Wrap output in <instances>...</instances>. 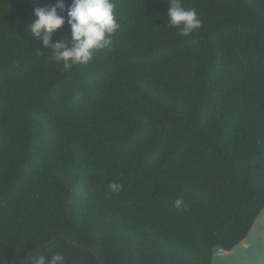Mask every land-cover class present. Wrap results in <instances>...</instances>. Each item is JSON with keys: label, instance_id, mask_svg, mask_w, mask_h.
Listing matches in <instances>:
<instances>
[{"label": "trees", "instance_id": "16d2710c", "mask_svg": "<svg viewBox=\"0 0 264 264\" xmlns=\"http://www.w3.org/2000/svg\"><path fill=\"white\" fill-rule=\"evenodd\" d=\"M36 2L0 0V264H210L244 239L264 207V0H182L203 21L187 38L168 0H114L112 50L68 71L25 31Z\"/></svg>", "mask_w": 264, "mask_h": 264}, {"label": "clouds", "instance_id": "9594fccd", "mask_svg": "<svg viewBox=\"0 0 264 264\" xmlns=\"http://www.w3.org/2000/svg\"><path fill=\"white\" fill-rule=\"evenodd\" d=\"M168 2V24L177 29L180 36L190 37L203 26V21L194 8L186 9L182 0ZM33 6L34 14L25 31L41 42L45 50L51 49V55L47 58L62 64L65 71L76 65H87L97 52L111 51L113 37L121 27L114 0H71L67 8V19L60 14L65 11L64 0H57L50 7L41 6L37 0ZM66 23L70 28V37L53 43L54 34ZM108 188L111 193L119 194L123 185L111 182ZM182 205V200L175 201L178 210ZM29 264H66V259L63 251L58 249L50 257L39 253L31 255Z\"/></svg>", "mask_w": 264, "mask_h": 264}, {"label": "water", "instance_id": "95a60500", "mask_svg": "<svg viewBox=\"0 0 264 264\" xmlns=\"http://www.w3.org/2000/svg\"><path fill=\"white\" fill-rule=\"evenodd\" d=\"M210 264H264V207L246 237L234 247L228 251L220 245L212 248Z\"/></svg>", "mask_w": 264, "mask_h": 264}]
</instances>
